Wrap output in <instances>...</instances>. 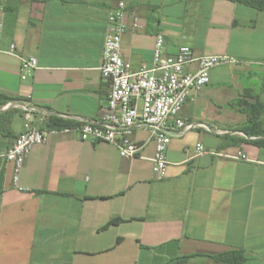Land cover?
I'll use <instances>...</instances> for the list:
<instances>
[{"label":"crops","instance_id":"crops-1","mask_svg":"<svg viewBox=\"0 0 264 264\" xmlns=\"http://www.w3.org/2000/svg\"><path fill=\"white\" fill-rule=\"evenodd\" d=\"M121 2V53L133 71L154 64L160 33L166 56L188 45L238 60L214 68L179 114L214 132L173 134L159 179L148 132L135 131L143 151L125 159L114 145L58 130L33 147L16 184L5 154L26 122L21 110L0 112V264H175L233 250L264 264V146L216 132L247 123L245 93L264 104V11L228 0H0L3 48L15 43L39 63L23 80L19 58L0 53V94L75 124L100 120L111 91L100 72L108 18ZM198 144L209 153L197 157ZM114 219L123 222L102 230Z\"/></svg>","mask_w":264,"mask_h":264},{"label":"built area","instance_id":"built-area-1","mask_svg":"<svg viewBox=\"0 0 264 264\" xmlns=\"http://www.w3.org/2000/svg\"><path fill=\"white\" fill-rule=\"evenodd\" d=\"M127 9L126 3L121 2L111 9L108 18L100 67L102 77L111 86L107 112L96 121L77 119L74 129L84 141L114 145L125 159L138 158L143 151L144 145L133 140L135 131L141 129L148 132L149 141L155 143V154L151 159L153 169L157 177L162 179L169 166L167 152L173 134L182 136L197 129L214 132L213 128L204 123L181 119L179 114L184 105L194 92H200L210 83V73L214 68L235 64L238 60L227 55L196 56L188 45L181 46L175 56H166L165 38L160 33L156 36L154 64L133 71L121 53L123 36L127 31L124 24ZM3 29L4 23L0 20V36ZM0 53L19 58L23 80L32 77L39 69L38 60L18 54L15 43L4 49L0 42ZM192 64H197L198 69L195 72L186 71V67ZM11 109L21 110L26 122V130L5 154L6 160L13 164L14 182L17 184L33 147L47 143L49 135L58 130L46 127L51 118L49 112L29 102H8L0 107V112ZM60 119L70 120L69 116L64 115ZM216 132L251 141L264 140V136H247L241 131ZM195 151L197 157L209 153L203 144H198ZM242 158L247 160L245 156Z\"/></svg>","mask_w":264,"mask_h":264},{"label":"trees","instance_id":"trees-1","mask_svg":"<svg viewBox=\"0 0 264 264\" xmlns=\"http://www.w3.org/2000/svg\"><path fill=\"white\" fill-rule=\"evenodd\" d=\"M237 4L245 5L258 11H264V0H228ZM248 99H253V102H249ZM10 100L4 95L0 94V107L8 103ZM238 104L241 110L247 114L248 121L241 127L240 131L247 136H264L263 116H264V104L260 102L259 98L245 93V95L239 100ZM46 127L54 130L73 129L76 124L67 120L51 117ZM259 146H264L263 140L253 141ZM122 219L111 220L102 230H106L111 226H116L122 223ZM209 258L214 260L217 264H247L249 262V256L243 250H233L227 253L215 255V256H203V255H191L181 257L176 260L175 264H184L195 258Z\"/></svg>","mask_w":264,"mask_h":264},{"label":"rangeland","instance_id":"rangeland-1","mask_svg":"<svg viewBox=\"0 0 264 264\" xmlns=\"http://www.w3.org/2000/svg\"><path fill=\"white\" fill-rule=\"evenodd\" d=\"M184 264H217L214 260L209 258H195ZM247 264H262L249 256V262Z\"/></svg>","mask_w":264,"mask_h":264}]
</instances>
